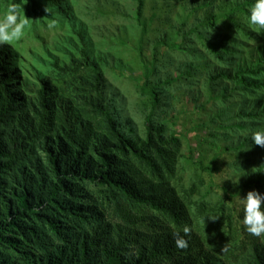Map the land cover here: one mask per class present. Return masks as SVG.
<instances>
[{"label":"trees","instance_id":"16d2710c","mask_svg":"<svg viewBox=\"0 0 264 264\" xmlns=\"http://www.w3.org/2000/svg\"><path fill=\"white\" fill-rule=\"evenodd\" d=\"M126 1L130 11L115 0H0L5 11L22 2L34 27L58 21L40 50L0 45V264H264V237L247 232L243 206L207 187L213 166L191 175L192 156L164 121L147 116L140 133L119 118L107 74L125 69L112 48L128 45L126 30L100 34L107 3L134 21L142 94L156 109L165 86L189 85L234 157L237 194L264 195V148L251 139L264 130V30L248 23L256 0H176L151 64L147 0ZM163 48L179 74L154 82ZM185 225L189 247L179 249Z\"/></svg>","mask_w":264,"mask_h":264},{"label":"rangeland","instance_id":"374dc122","mask_svg":"<svg viewBox=\"0 0 264 264\" xmlns=\"http://www.w3.org/2000/svg\"><path fill=\"white\" fill-rule=\"evenodd\" d=\"M115 1L119 5L127 6V10H131L130 2L126 0ZM168 6L176 7V0H162L158 4L153 0H147L144 19L148 22L149 28L143 38V48L148 64L153 61L151 53L153 40L167 28L164 22V12L169 9ZM103 9L109 16L107 17L108 20H104L107 22H100L105 27L100 34L105 36L111 34L114 37L115 33L123 35V29H125L128 41L126 46L117 44L112 48V52L122 58L125 69L122 73L108 72L107 74L113 107L119 118L123 121L128 120L140 133L144 130L147 116L152 115L154 120L164 121L169 132L182 137L185 149L189 156H192V161L189 164L190 174L200 173L203 165H212L214 172L203 173L207 187L211 188L216 197L225 200L236 208L243 206V198H246L247 195L241 193V190H238L239 193L237 194L240 179L232 166L234 157L230 152L223 150L225 143L214 137V129H212L214 126H206L208 123L206 122L207 115L200 113L191 100L194 91H191L189 85H167L164 87L165 93L162 96L160 106L156 109L153 108L150 97L143 95L139 87L145 71L137 53V47L141 42L140 29L134 21L131 23L129 20L117 17L113 13L114 8L111 3H107ZM5 12L0 6V19H3ZM155 12H158L161 18L150 24L149 18ZM172 18L177 21L176 16ZM53 32L54 29L49 30L31 25L25 37L12 45L23 54L31 48L40 50L41 45L45 44L46 41L52 42L50 37ZM94 37L95 40H100L97 32H94ZM103 48L105 47L103 46ZM176 58L174 53L164 48L161 49L155 64L157 73L154 74L152 81L175 78L179 74Z\"/></svg>","mask_w":264,"mask_h":264},{"label":"clouds","instance_id":"9594fccd","mask_svg":"<svg viewBox=\"0 0 264 264\" xmlns=\"http://www.w3.org/2000/svg\"><path fill=\"white\" fill-rule=\"evenodd\" d=\"M49 13V9H45ZM46 17V16H45ZM25 14V8L21 3H10L3 19H0V45L13 44L21 41L28 30L31 28V21ZM250 26L256 29L264 30V0H256L255 4L250 8V16L248 17ZM58 21L51 19L47 23L49 30L57 27ZM252 141L256 146L264 148V130H258L252 133ZM243 225L250 235L256 237H264V195L258 191L252 190L243 198ZM213 221L216 218L209 217ZM184 235L174 233L175 244L179 249H187L189 247L185 236H190L191 229L185 225L183 228ZM227 250V245L222 249Z\"/></svg>","mask_w":264,"mask_h":264}]
</instances>
